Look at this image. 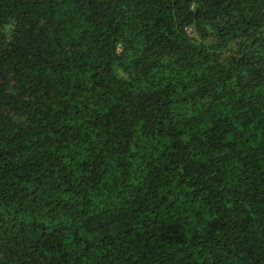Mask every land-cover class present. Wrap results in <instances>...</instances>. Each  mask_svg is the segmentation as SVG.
I'll return each instance as SVG.
<instances>
[{
  "label": "trees",
  "instance_id": "obj_1",
  "mask_svg": "<svg viewBox=\"0 0 264 264\" xmlns=\"http://www.w3.org/2000/svg\"><path fill=\"white\" fill-rule=\"evenodd\" d=\"M0 264H264V0H0Z\"/></svg>",
  "mask_w": 264,
  "mask_h": 264
}]
</instances>
